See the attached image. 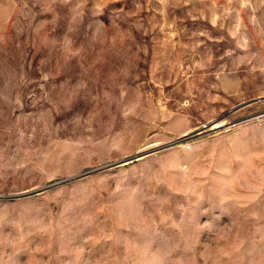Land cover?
I'll return each instance as SVG.
<instances>
[{"label":"rangeland","instance_id":"obj_1","mask_svg":"<svg viewBox=\"0 0 264 264\" xmlns=\"http://www.w3.org/2000/svg\"><path fill=\"white\" fill-rule=\"evenodd\" d=\"M0 264H264V0H0Z\"/></svg>","mask_w":264,"mask_h":264},{"label":"bare ground","instance_id":"obj_2","mask_svg":"<svg viewBox=\"0 0 264 264\" xmlns=\"http://www.w3.org/2000/svg\"><path fill=\"white\" fill-rule=\"evenodd\" d=\"M219 122H216L211 128L212 130L218 129L220 127Z\"/></svg>","mask_w":264,"mask_h":264},{"label":"water","instance_id":"obj_3","mask_svg":"<svg viewBox=\"0 0 264 264\" xmlns=\"http://www.w3.org/2000/svg\"><path fill=\"white\" fill-rule=\"evenodd\" d=\"M137 158H139V157H137ZM137 158H136V159H137ZM131 161H132V160H131ZM126 162H127V161H124V163H126ZM81 177H82V176H81Z\"/></svg>","mask_w":264,"mask_h":264}]
</instances>
